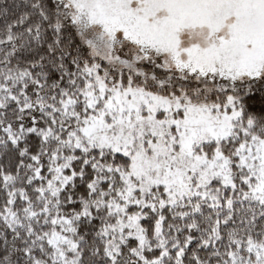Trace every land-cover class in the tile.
Returning a JSON list of instances; mask_svg holds the SVG:
<instances>
[{
	"label": "snow or ice",
	"instance_id": "snow-or-ice-1",
	"mask_svg": "<svg viewBox=\"0 0 264 264\" xmlns=\"http://www.w3.org/2000/svg\"><path fill=\"white\" fill-rule=\"evenodd\" d=\"M0 264H264V0H0Z\"/></svg>",
	"mask_w": 264,
	"mask_h": 264
}]
</instances>
